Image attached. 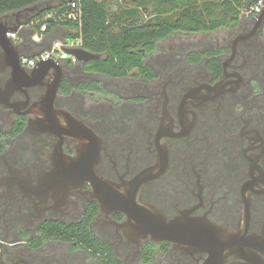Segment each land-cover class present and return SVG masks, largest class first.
I'll list each match as a JSON object with an SVG mask.
<instances>
[{"label":"flooded vegetation","instance_id":"obj_1","mask_svg":"<svg viewBox=\"0 0 264 264\" xmlns=\"http://www.w3.org/2000/svg\"><path fill=\"white\" fill-rule=\"evenodd\" d=\"M37 18L0 15V264H264V9L119 77L31 74Z\"/></svg>","mask_w":264,"mask_h":264},{"label":"trees","instance_id":"obj_2","mask_svg":"<svg viewBox=\"0 0 264 264\" xmlns=\"http://www.w3.org/2000/svg\"><path fill=\"white\" fill-rule=\"evenodd\" d=\"M77 0H59L38 16L41 25L52 16L49 32L54 27L71 26L62 18ZM45 0H0V15L28 7ZM117 11L109 0H80L83 10V48L102 56L89 63L90 71L119 77L134 68L146 69L139 49L148 48L173 32L210 33L237 25L242 11L253 0H118ZM147 18L141 22V13ZM60 20V21H59Z\"/></svg>","mask_w":264,"mask_h":264},{"label":"built area","instance_id":"obj_3","mask_svg":"<svg viewBox=\"0 0 264 264\" xmlns=\"http://www.w3.org/2000/svg\"><path fill=\"white\" fill-rule=\"evenodd\" d=\"M263 9L264 0H253L252 4L243 9L242 16H258L262 13ZM49 18H52V16H48L46 18V23L41 25L40 31L37 32V35H35L34 37L35 41L40 44L44 42V34L48 31L49 23H47V19ZM60 20L62 22H68L74 26L73 28L76 32L75 36L57 39L52 43L49 49L41 51L40 53L29 58H22V64L25 67L33 69L37 65V63L42 60L48 59L53 60L57 64L68 62L71 65H76L80 62L76 56L68 52L70 50L84 49L82 35L83 10L80 5V0L73 2L71 4V9L62 18H60ZM38 25L39 24L37 23V26ZM8 36L11 38H16L15 34H9Z\"/></svg>","mask_w":264,"mask_h":264},{"label":"water","instance_id":"obj_4","mask_svg":"<svg viewBox=\"0 0 264 264\" xmlns=\"http://www.w3.org/2000/svg\"><path fill=\"white\" fill-rule=\"evenodd\" d=\"M39 7H40V4L35 5L33 7H29V8H27V10H29L32 13H35V11H37V15L39 16L40 14H43L47 10L46 8H39ZM41 7H42V4H41ZM52 21H53V18L47 19V23H51ZM18 31H19V28L14 29V30H10V31H4V36L7 38L8 41H12V38H10L8 35L9 34H15L16 35L17 33H19ZM41 51H42V49L40 51H38L37 53H35L34 55L40 53ZM68 52L70 54L76 56L80 62H84V63H89L92 61H98L102 58L101 55L88 52L84 49L70 50ZM55 66H58V64L51 59L42 60L39 63H37V65L32 69L31 74H37V73H41V72L46 73L50 70V68H53ZM174 240L175 239H161V241H169V242H172Z\"/></svg>","mask_w":264,"mask_h":264},{"label":"crops","instance_id":"obj_5","mask_svg":"<svg viewBox=\"0 0 264 264\" xmlns=\"http://www.w3.org/2000/svg\"><path fill=\"white\" fill-rule=\"evenodd\" d=\"M75 34V30L71 26L52 28L49 32L44 34V42L41 44L43 46L42 51L49 49L55 40L75 36Z\"/></svg>","mask_w":264,"mask_h":264},{"label":"rangeland","instance_id":"obj_6","mask_svg":"<svg viewBox=\"0 0 264 264\" xmlns=\"http://www.w3.org/2000/svg\"><path fill=\"white\" fill-rule=\"evenodd\" d=\"M112 3V10L113 11H117L118 8H116V4L118 3V0H109ZM59 2V0H45V2L43 3V6L41 8H50L53 7L55 5H57ZM147 18L144 16V13H141V17L140 20L141 22H144Z\"/></svg>","mask_w":264,"mask_h":264}]
</instances>
